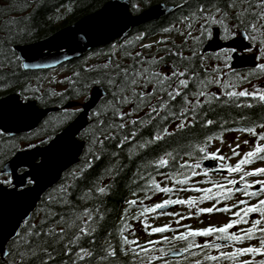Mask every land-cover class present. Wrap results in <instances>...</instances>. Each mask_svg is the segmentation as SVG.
<instances>
[{
  "label": "snow or ice",
  "instance_id": "1",
  "mask_svg": "<svg viewBox=\"0 0 264 264\" xmlns=\"http://www.w3.org/2000/svg\"><path fill=\"white\" fill-rule=\"evenodd\" d=\"M176 8L179 12L171 26L161 31L168 36L175 33L180 43L173 39L169 47L167 38L156 41L165 45L164 55L145 57L125 51L131 63L121 65L109 53L99 68L84 69L103 72V81L92 78L91 83H106L113 100L104 112L94 114L91 158L70 173L71 179H86V171L102 156L118 158L116 149L123 150L139 136L128 149L129 159L135 156L141 162L133 172L134 198L124 201L126 207L113 230L118 245L112 243L113 231H106L103 243L97 244L96 226L103 215L99 205L87 206L88 201L108 195L111 185H101L119 174L123 165L116 163L78 196L81 204L69 199L74 184L49 194L48 210L39 223L25 220L20 230L14 229L5 239L8 251L3 255L8 259L0 264H114L118 255L128 258L124 264H264V84L253 83L264 81V0H180ZM12 25L15 21L6 22L0 38V68H11L19 60L11 45L21 33L13 31ZM237 37L247 43L238 45ZM218 41L233 43L222 47ZM206 43L221 51L206 56L201 51ZM141 47L151 49L153 44ZM238 47L254 50L251 66L244 72L231 63ZM68 82L72 83L71 78ZM52 95L63 97V93ZM127 105L132 107L122 110ZM257 108L259 122L244 111ZM108 111L111 116L105 122L102 117ZM142 128L151 129L147 138L140 134ZM198 129L202 138L193 135ZM228 133L246 134L250 139L226 143ZM106 142L114 150L108 151ZM242 144L247 149L243 152ZM5 184L14 186L10 178L0 180V185ZM54 205L65 210L52 211ZM218 214L227 219L199 227L184 223L200 220L203 224L201 217ZM161 218L168 222L156 224ZM137 231L148 239L141 242Z\"/></svg>",
  "mask_w": 264,
  "mask_h": 264
},
{
  "label": "trees",
  "instance_id": "2",
  "mask_svg": "<svg viewBox=\"0 0 264 264\" xmlns=\"http://www.w3.org/2000/svg\"><path fill=\"white\" fill-rule=\"evenodd\" d=\"M109 1L110 0H6L5 4L3 0H0V38L5 35L6 22L11 20L15 21V25L10 26L13 28V31L21 33V36L15 40L11 47L45 39L59 29L69 26L84 16L98 11ZM179 2L180 0H131V11L132 13L137 14L158 3H166L176 7V4ZM133 5H137L138 7L133 8ZM68 7H71L72 11L69 12L67 10ZM178 12L179 9L176 8V10L169 16L135 29L127 40L93 51L84 58L66 65L64 68H66L68 75L60 84L49 81V72L25 71L23 67L19 66L22 65V61L19 58L11 68H0V98L12 93H17L25 101L34 100L43 108H62L71 101L86 99L89 96L91 89L94 86H97L91 83L92 78L101 79L103 81L105 77L102 71H84V69L93 66L99 68L100 65L108 60L109 53H113L112 60L114 63L119 62L121 65H126L131 63V60L125 56V51L132 54L140 52L145 57L164 55L161 49H163L165 45L154 44L151 49H145L141 47V44H150V41L152 40L167 38L169 40V47L171 46V41L173 39H175L178 45L180 43V37L175 33L168 36L161 31L163 27L171 26ZM138 35L142 37L141 40L134 39ZM130 39L133 40V43L127 45L126 41ZM121 46L124 47L122 48ZM203 47L201 49L202 52ZM15 56L19 57L16 52ZM206 56L212 57L214 54H206ZM171 59L172 57H166V60ZM209 62L215 63L216 61L210 60ZM77 72L80 73L79 77L74 75ZM69 78H71L72 83L68 82ZM85 83L89 85L87 89L83 86ZM98 85H101L106 89L107 96L102 99L97 109L92 113V123L80 137L87 141V148L84 151L80 164L65 173L62 181L43 197L40 206L29 221L39 223V217L43 216L44 212L48 210L46 207V201L49 194L55 195L62 185L74 184L75 187L70 188L69 199L74 205L81 204L82 202L78 200V196L83 192L88 191L90 182L103 175L105 173V168L110 164L119 163L123 165L119 174L116 175L115 178L105 179L101 185H111L108 190V195L87 202L88 207L99 205L100 212L103 215V219L100 220L96 226L97 244L99 245L103 243V237L106 234V231H113L116 227L123 208L126 207L124 201L126 199L134 198L131 195L132 191L136 188V185L132 182L133 172L137 164L141 161L135 156L132 159H129L128 157V149L136 143V140H139L138 136L136 140L131 142V144H126L123 150L116 149V151L120 153L118 158L110 159L108 156H102L101 160L94 163L92 169L86 171V179H71L70 173L77 171L82 167L85 159L91 158L88 155V152L92 147L91 140L96 125V116L94 114L97 112H104L108 107V102L113 100L111 94L112 89H109L108 85L103 82ZM54 92L63 93V97L52 95ZM131 107V105H127L124 106L122 110H127ZM244 111L247 113L249 119H254L259 122L261 113L258 108L254 110L245 109ZM76 114L77 112L75 110H60L57 113L51 114L34 132L23 134L18 137H9L0 132V134H2L0 135V180L5 179L1 174L5 163L8 162L18 151L22 150L24 145L32 143L43 146L47 145L51 139L59 134L74 119ZM234 114L235 112H233V115ZM139 115L143 116V113H140ZM110 116L111 112L108 111V114L102 118L105 122H108ZM135 118V116L132 117V119ZM244 123H246V121ZM150 130V128H142L140 129V134L147 138ZM125 131H128V129L126 128ZM202 134V131L199 129L195 130L193 133V135L200 138H202ZM232 134L233 133L225 134V138ZM13 146L14 150H12ZM106 146L108 151L114 150L113 144L106 142ZM155 154L156 152L149 153V155ZM64 210L65 209L61 205L52 206V211L59 212ZM133 224L134 227H139L135 222H133ZM143 235L145 234L142 231H137L138 237ZM112 243L114 246L119 243L118 237H116L114 231ZM97 251L99 252L100 249L98 248ZM7 259L8 257L6 260ZM65 259L67 258L65 257ZM97 259H99V256H97ZM126 260H128L127 257L118 255L114 264H124ZM0 261L2 260L0 259Z\"/></svg>",
  "mask_w": 264,
  "mask_h": 264
},
{
  "label": "water",
  "instance_id": "3",
  "mask_svg": "<svg viewBox=\"0 0 264 264\" xmlns=\"http://www.w3.org/2000/svg\"><path fill=\"white\" fill-rule=\"evenodd\" d=\"M176 10L175 6L158 3L140 13L131 12L130 0H110L101 9L84 16L75 23L56 31L51 36L29 44L16 45L15 52L22 64H28L25 71H50L97 49L106 48L118 41L125 40L135 29L159 21ZM232 41H218L222 47ZM238 45L246 44L237 37ZM203 51L218 53L220 47L210 48L207 43ZM237 48L233 54L232 65L237 71L247 70L252 55L243 54ZM107 96L103 86H94L81 104L82 111L57 134L47 145H38L18 151L5 163L1 174L8 176L13 187L0 185V259L6 260L3 253L8 251L6 238L13 230H20L25 220H30L37 211L42 198L59 184L66 172L81 162L86 140L79 137L90 124L89 117ZM70 102L64 109L77 106ZM58 107L43 108L36 101H24L17 93L0 98V132L9 137H18L37 130ZM205 166L212 167L211 162ZM22 178V179H21ZM32 183L29 184L28 181Z\"/></svg>",
  "mask_w": 264,
  "mask_h": 264
},
{
  "label": "rangeland",
  "instance_id": "4",
  "mask_svg": "<svg viewBox=\"0 0 264 264\" xmlns=\"http://www.w3.org/2000/svg\"><path fill=\"white\" fill-rule=\"evenodd\" d=\"M127 40V39H126ZM160 39H155V40H152L150 41V44H156L155 42L158 41ZM125 41V40H124ZM249 54H254V50L253 52H250ZM216 63V62H215ZM68 75V72L65 68H58V69H55V70H52L51 72H49L48 74V79L49 81L51 82H57V83H61L62 80H64L66 78V76ZM253 83L254 84H257V85H261V84H264V81H257V80H253ZM245 87H250V85H245ZM239 139L240 141H243L244 139H249V137L245 134V135H241L239 133H233L232 135H228L226 138H225V141L226 143H232L234 139ZM31 145H36V143H32V144H26L23 146V148H27L28 146H31ZM216 146L218 147H223V150L225 153L228 152V149L226 146H221L219 144H217ZM247 150L245 146H243V144L241 145V149L240 151H245ZM231 162H235V160L231 161ZM257 166H260L259 164ZM6 179V178H5ZM4 180V179H3ZM204 206H209L208 204L207 205H204ZM182 210V209H180ZM227 219V217L225 215H222V214H218V215H215L213 217H211L209 220L211 223L213 224H218V223H223L225 220ZM165 222H168V218H161L159 219L158 221H155L156 224H162V223H165ZM152 223V222H150ZM184 223H189V224H193L192 220H186L184 221ZM196 225V224H195ZM139 239L141 242H144L146 239H148V237L146 235H143V236H139Z\"/></svg>",
  "mask_w": 264,
  "mask_h": 264
},
{
  "label": "flooded vegetation",
  "instance_id": "5",
  "mask_svg": "<svg viewBox=\"0 0 264 264\" xmlns=\"http://www.w3.org/2000/svg\"><path fill=\"white\" fill-rule=\"evenodd\" d=\"M78 102H79V104L80 103H82L84 100H77ZM75 111L77 112V115L82 111V109H81V107H79V106H76L75 107ZM76 115V116H77ZM242 152V151H241ZM217 178H219V177H217ZM205 205H207V203L205 204ZM177 210H180L179 208L177 209ZM211 217H201V220H203V224H201L200 223V220H192V222H193V226L194 227H199V226H204V225H206V224H208L209 222H210V219ZM149 222H152V221H149ZM196 224V225H195ZM256 259L258 260V259H260V257H256Z\"/></svg>",
  "mask_w": 264,
  "mask_h": 264
},
{
  "label": "bare ground",
  "instance_id": "6",
  "mask_svg": "<svg viewBox=\"0 0 264 264\" xmlns=\"http://www.w3.org/2000/svg\"><path fill=\"white\" fill-rule=\"evenodd\" d=\"M69 15V14H68Z\"/></svg>",
  "mask_w": 264,
  "mask_h": 264
}]
</instances>
